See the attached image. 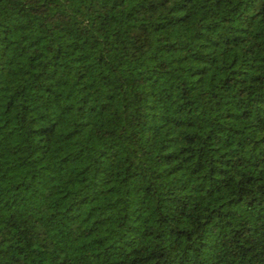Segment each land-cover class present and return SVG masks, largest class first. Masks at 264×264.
I'll use <instances>...</instances> for the list:
<instances>
[{
	"label": "trees",
	"instance_id": "16d2710c",
	"mask_svg": "<svg viewBox=\"0 0 264 264\" xmlns=\"http://www.w3.org/2000/svg\"><path fill=\"white\" fill-rule=\"evenodd\" d=\"M0 264H264V0H0Z\"/></svg>",
	"mask_w": 264,
	"mask_h": 264
}]
</instances>
